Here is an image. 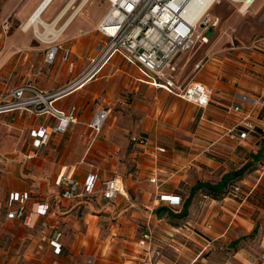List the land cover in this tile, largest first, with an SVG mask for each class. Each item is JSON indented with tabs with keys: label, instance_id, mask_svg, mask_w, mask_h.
Wrapping results in <instances>:
<instances>
[{
	"label": "crops",
	"instance_id": "1",
	"mask_svg": "<svg viewBox=\"0 0 264 264\" xmlns=\"http://www.w3.org/2000/svg\"><path fill=\"white\" fill-rule=\"evenodd\" d=\"M42 1L27 0L25 7L20 13L25 19L24 24ZM70 1L53 0L43 14V20L50 25L56 22L55 27L57 30H61L68 19L79 9L84 0H75V3L66 10L64 16L60 17L62 11ZM89 3L85 4L86 6L82 9V13L77 14V18L75 17L71 22L72 24H70L71 26L69 25L64 32L71 29L79 16L87 9L86 7ZM254 4L256 5L257 3L254 2ZM254 6H251L247 12ZM38 31L44 33L46 28L43 25H38ZM64 32L59 39L67 33L64 34ZM50 37L53 39L52 36ZM59 39L54 44H57ZM38 40L43 43L39 38ZM54 44H51L50 47ZM67 49H70L71 54L74 55L73 48ZM243 49L246 50L240 52L239 55L237 54L235 58L226 57L225 60L212 58L204 65L196 63L194 71H202L203 69L209 71L210 78H206L208 85H205L212 91L210 105L203 109L186 102L190 104L188 109L193 111L194 116L190 122L192 126L189 129H187V126L183 130V134L175 131L169 132V135H166V131L163 128H159L158 124H156L149 132H143V135L140 133L132 135L128 144V155L134 168H130V172L127 170L126 176H122L124 170L116 164L111 168L103 169L95 163L96 160H92L93 162L86 161L91 151L96 154V152L103 153L102 149H109L111 144L109 132L112 126L107 127L103 134L100 135V133L97 137L89 129L91 133L85 148L80 149L71 144L69 149L59 150L64 134L74 129L80 117L82 118L84 115L81 114L82 107H80V105L84 104V100L81 101V99L72 95L83 91L89 85L102 79L103 71L83 88L52 100L53 107L58 110L69 111L72 107H76L78 111L77 116H79L78 121L71 125L68 132L52 136L48 146L43 147L39 156L30 161L25 159V155L33 147V139L30 135L31 131L41 127H48L50 129L51 126L57 123L56 119L48 114H31L30 110H20L0 115V120L4 116L7 117L6 121H9L10 127H18L22 133H27V139L24 144L25 150L20 152L21 161L30 164L31 162L48 158L49 160H45V163H43L44 170L48 175H53L56 172L52 183L51 181H47L45 185L44 189L47 190V195H45L46 193L33 190L32 187H38V184L31 185L30 182L26 181L23 178L24 173L22 170H14L10 173L6 185L5 210L0 212V218L4 221V225L0 227V231L6 226L9 228L11 226L13 228L23 227L28 230L26 236L31 245L35 242L37 243L38 235L36 233H38L40 235L39 242H46L49 245L51 255L59 258L60 256L64 257L66 251L71 247V243L67 238V231H62L60 225L70 226L69 221L72 220L74 211L85 210L86 224L88 228H92L102 218V216H99L101 214H109L110 218L121 217L122 213L132 210L139 214L136 209L142 204L145 208L155 210V212L160 208L167 209L173 213L175 216L174 222L179 225L172 227L171 231H167L166 228L162 229L161 231L165 235L160 232L157 233L155 230L157 226H153L156 244L163 251V257L161 259L155 258L154 264H177L169 260L168 253L169 255L171 254L170 248L179 253L180 256L183 255L185 250L190 252L193 257L189 264H198L197 262L207 264L208 260L203 256V253L209 250L207 252L209 254L215 249L222 251V259L224 261L222 264H226V262L234 264L233 258L241 259L240 261L244 264L260 263L259 257L264 245V227L260 226L261 232H259L257 243L260 251L254 261L248 258L251 257V253L247 247L250 237L257 232L258 224L264 223V41H256L255 44L248 45ZM95 52L89 58L84 72L90 67L91 60L98 56L97 48ZM183 54L179 55L176 59L178 68L176 81L178 85L180 84L178 74H181L180 70L182 68L180 63L185 58ZM118 57H114L108 65ZM121 60L128 64L122 58ZM189 62L190 59L184 63L187 65ZM197 65L200 68H197ZM72 67L73 63L71 64ZM138 75V82L150 86L141 81V74ZM15 87L17 86L11 85L0 88V99ZM39 90L45 93L57 91ZM163 92L172 95L165 90ZM72 97L76 98L79 103L66 107L64 105L65 101ZM100 108H109V105L98 106L95 108L94 113ZM245 118H248L254 126L248 139L231 141L228 137L223 136L226 129ZM133 136L147 138L149 140L148 145L142 147L133 144L131 142ZM66 142H63L64 146H66ZM211 144L214 145L211 153H204ZM158 146L167 148V153L163 155L156 154L155 148ZM48 150L50 153H55V156L53 154L48 156ZM120 150V146H116L108 154H114L113 158H115V155L120 156L118 154ZM17 152L18 149L12 152L15 157H12L11 161L9 157H2L5 160H9L8 162H12L16 158L18 159L16 156ZM61 153L62 156L59 158ZM74 153L79 154V157L82 156V158L76 163L67 164L73 160L71 156ZM93 163L96 164L97 176L93 193L72 199L64 198L63 193L66 190L63 184L64 181L71 179L77 184L79 183L80 187H83L88 177L94 171L91 168V164ZM116 167H118L119 172L115 170ZM238 172H243V176L233 184L240 188L237 196L225 195L224 198L215 200L207 190L195 191V187L200 183L215 185L220 182L224 175L228 173L237 174ZM137 174L148 181L152 192H146L140 183L141 180H136ZM214 176H219V178H215L217 181L211 180ZM154 177L160 179V183H162L160 189H157L156 185L151 183ZM113 178L121 180L122 187L126 193L119 194L113 201H108L103 198V195L99 191L102 189L104 181ZM136 192L145 194L142 196V199H139V202L133 198V194ZM13 194H20L22 201L13 203L11 201ZM205 194L209 195L210 199H204ZM166 195L180 197L182 204L171 207L168 203L160 201L161 196ZM151 199L152 201L150 202ZM20 206L25 208L24 213L27 223H25V219L7 220L6 214L13 208ZM46 209V214L43 215L42 211ZM185 213L187 214L186 217L181 219L180 217ZM146 217L148 224L150 215L147 214ZM161 221L160 219L158 220L159 223ZM58 232L62 233V251L60 254H56L54 247L51 245V241H53ZM111 237H114L113 240H115L117 234L114 232L111 234ZM188 244L192 245V249L187 247ZM39 247L41 248L42 246ZM138 248L139 251H135L132 256L133 259L128 262L132 264H151L147 259L144 249L139 245ZM166 250L167 254L164 253ZM30 260V257L28 258L26 254H23L12 264H31ZM211 264H216V261H211Z\"/></svg>",
	"mask_w": 264,
	"mask_h": 264
},
{
	"label": "rangeland",
	"instance_id": "2",
	"mask_svg": "<svg viewBox=\"0 0 264 264\" xmlns=\"http://www.w3.org/2000/svg\"><path fill=\"white\" fill-rule=\"evenodd\" d=\"M26 3L27 0H13V2L12 0H0V88L31 84L42 90L55 91L82 74L88 65L89 58L96 53L95 49L99 40L102 39L97 27L100 25V20L109 11L110 2L109 0H91L84 13L79 16L71 29L66 31L67 33L64 32L66 34H63L64 36L59 39L61 41L57 42V45H61L64 49L73 48L74 55L68 60H64V52L61 51L51 65L45 63V56L52 43L43 42V44L40 42L35 36L33 28L24 31L25 19L20 13ZM255 3L257 4H254L255 6L246 14L241 13L242 6L232 0H222L221 4H216L210 10V16L220 18V24L207 45L197 42L193 50L183 54L185 58L180 63L181 74H178L179 86L182 89L192 81L208 85L206 78H210L209 71H205V69L194 71L196 63L204 65L212 58L224 60L226 57L235 58L237 54L245 51L246 49L243 48L248 45H253L256 41H264V0ZM188 59L190 62L186 65L184 62ZM72 63L73 67L71 68ZM138 74L141 72L136 67L126 64L118 57L103 70L102 79L72 95L81 101L84 100V104L80 105L82 107L81 114L84 115L82 118L80 117L74 129L64 134L59 150L69 149L71 144L80 149L85 148L91 133L87 124L93 118L95 108L102 105H109L112 108V118L107 122L100 135L107 127L112 126L109 132L111 137L109 149L114 150L116 146H120L121 150L118 152L120 156L115 155L113 158L114 154H108L109 149H102L103 153L96 152L94 154L91 151L86 161L96 160L95 163L103 169L111 168L116 164L124 170L122 176H126V171L130 172V168H134L128 155V144L132 135L139 133L143 135V132H149L156 124L166 131V135L175 131L183 134V130L187 126L189 129L194 116L193 111L188 109L190 104L176 96L164 93L162 89L138 82ZM78 103L79 101L72 97L67 99L64 105L70 107ZM6 120L5 116L0 120V212L5 210L7 179L14 170H22L25 175L23 178L26 181L31 185L38 184V187H32V189L36 192L46 193L45 195H47V190L44 189L47 181L52 183L56 174L54 172L53 175H48L44 170L43 163L45 160H49L48 158L30 164L21 161L20 152L25 150L27 133H22L18 127H10L9 121ZM65 141H67L66 146L63 145ZM17 149L18 159L8 162L9 160L2 157H9L11 161L12 157H15L12 152ZM47 154L55 156V153H50L49 150ZM61 156L62 153L59 158ZM79 156L74 153L71 156L73 160L67 164L80 161L82 156ZM118 167L115 168L117 172H119ZM212 178V181H217L215 178H219V176ZM138 179L141 180L140 183L147 193L152 192L148 181L139 174H137L136 180ZM144 195V193L136 192L133 194V198L139 202V199H142ZM136 210L139 214L132 210L124 212L121 217L116 218H110L109 214H101L99 216L102 218L92 228H88L86 224L85 210L74 211L72 220L69 221L70 226L60 225L62 231H67L71 247L66 251L64 257L60 256L59 258L51 255L46 242H39L40 235L38 233H36L38 235L37 243L31 245L26 236L27 229L6 226L0 231V264H12L23 254L30 257L31 264H132L128 261L133 259L135 251H139V241L147 228L146 215L152 213V210L145 208L142 204ZM153 212L149 221L152 228L154 225L157 226L155 229L157 233L165 235L161 231L162 229L166 228L167 231H171L172 227L179 226L174 222V217L168 216L167 213L160 218L155 214V210ZM158 218L162 220L161 223L158 222ZM260 226L264 227V223L258 224L257 232L252 234L248 241L247 249L251 253V257L248 258L253 261L260 251L257 244L258 235L261 232ZM114 232L117 234L115 240H113L114 237H111ZM187 247L192 249L190 244ZM170 251L171 254L168 253V257L172 262L189 264L192 261L193 256L187 250L181 256L171 248ZM208 251H205L204 255L202 254L207 258V264H211L213 260L216 261V264L224 262L221 250L215 249L209 254ZM161 252L163 251L161 250ZM164 253L167 254V250ZM162 257L163 253L159 258ZM240 260L232 259L234 264H244Z\"/></svg>",
	"mask_w": 264,
	"mask_h": 264
},
{
	"label": "built area",
	"instance_id": "3",
	"mask_svg": "<svg viewBox=\"0 0 264 264\" xmlns=\"http://www.w3.org/2000/svg\"><path fill=\"white\" fill-rule=\"evenodd\" d=\"M109 2V11L97 27L102 37L97 46L98 56L91 60L86 72L55 92L45 93L31 84H22L1 97L0 115L30 110L31 114H48L57 121L50 129L41 127L31 131L33 147L25 155L26 160L30 161L38 157L41 149L48 146L52 136L68 132L71 125L78 121L76 107H72L69 111L58 110L53 107L52 100L83 88L88 82L94 80L116 56L136 66L141 72L142 82L165 90L200 108L205 109L210 105L212 91L208 86L206 87L202 82L192 81L182 89L176 81L178 56L194 49L197 42L207 45L210 40L205 36V32L211 26L217 28L220 24V18L209 16L210 5L207 6V0H109ZM195 12L197 15L191 19V14ZM61 51L64 52V60H68L72 55L70 49H63L61 45L54 44L47 51L45 63L53 64ZM197 68L200 66L197 65ZM111 114L110 107L100 108L94 113L87 127L95 137L102 132ZM253 129L252 122L245 118L226 129L223 136L231 141H242L248 139ZM131 142L145 147L149 140L133 136ZM213 146L211 144L204 153H211ZM155 150L156 154L161 155L168 151L163 146H158ZM95 167V163L91 164L94 171L83 187L71 179H66L63 183L66 187L63 197L72 199L92 194L97 180ZM151 181L157 189H160L162 183L158 177H154ZM122 189L121 180L113 178L104 181L99 192L106 200L113 201L119 194H123ZM239 191V187L232 185L226 195L237 196ZM204 199H210V196L205 194ZM11 201L18 203L22 201V198L20 194H13ZM160 201L168 203L171 207L182 204V199L178 196H161ZM24 209L22 206L13 208L5 217L7 220L25 219ZM46 211L47 209L42 211V214L45 215ZM151 212L154 213L153 210ZM152 213L150 219L153 216ZM25 223H27L26 219ZM3 225L4 221L0 218V227ZM61 240L62 233L58 232L51 241L56 254L62 251ZM139 245L144 249L151 264H154L155 258L162 256L150 221L141 236ZM259 262L258 264H264V245ZM226 264L231 263L226 262Z\"/></svg>",
	"mask_w": 264,
	"mask_h": 264
},
{
	"label": "bare ground",
	"instance_id": "4",
	"mask_svg": "<svg viewBox=\"0 0 264 264\" xmlns=\"http://www.w3.org/2000/svg\"><path fill=\"white\" fill-rule=\"evenodd\" d=\"M53 0H43L39 6L33 11V13L30 15V17L28 18V20L25 22L23 28L24 31H29L31 28H33V30L35 31L36 36L42 40L45 43H56V40L59 39V37L62 35V33L66 30V28L72 24L71 22L75 19V17L77 16V14L80 12V10L85 6V4L88 2V0H84L83 3L81 4V6L79 7V9L68 19V21L64 24V26L61 28V30H57V28L55 27L56 22L53 23V25L48 24L47 22H45L42 18L43 14L45 13L46 9L48 8V6H50L51 2ZM235 3H239L241 7L240 12L241 13H247L248 9L251 6H254L253 3L257 2L258 0H232ZM75 3V0H71L69 2V4L66 6V8H64V10L61 13V16H64L66 10H68L73 4ZM222 0H219L218 2H216L215 0H207V6L210 5L209 8V12L212 8H214V6L216 4H221ZM197 15V12L192 13L190 18L193 19L195 18V16ZM210 16V14H209ZM56 21V20H55ZM38 25H43L44 28H46V31L43 32H39L38 31ZM40 27V26H39ZM52 36L53 39L50 37ZM55 41V42H54ZM123 194H125V190L122 189Z\"/></svg>",
	"mask_w": 264,
	"mask_h": 264
},
{
	"label": "trees",
	"instance_id": "5",
	"mask_svg": "<svg viewBox=\"0 0 264 264\" xmlns=\"http://www.w3.org/2000/svg\"><path fill=\"white\" fill-rule=\"evenodd\" d=\"M243 176V172H238L237 174H226L224 175L220 182L218 184L212 185L209 183H200L195 187V191L199 190H207L210 194L211 197L215 200H220L224 198V196L228 193L229 187L235 184ZM167 213L168 216L175 217L173 213L169 212L165 208H160L157 210L156 214L158 217L162 218V216ZM186 213L181 216L180 218L183 219L186 217Z\"/></svg>",
	"mask_w": 264,
	"mask_h": 264
},
{
	"label": "water",
	"instance_id": "6",
	"mask_svg": "<svg viewBox=\"0 0 264 264\" xmlns=\"http://www.w3.org/2000/svg\"><path fill=\"white\" fill-rule=\"evenodd\" d=\"M216 32V27L215 26H211L206 32H205V36H207L209 38V40H211L214 36Z\"/></svg>",
	"mask_w": 264,
	"mask_h": 264
}]
</instances>
